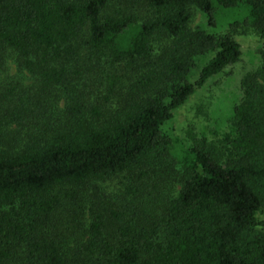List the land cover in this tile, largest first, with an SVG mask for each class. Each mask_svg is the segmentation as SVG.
I'll use <instances>...</instances> for the list:
<instances>
[{"label":"trees","instance_id":"obj_1","mask_svg":"<svg viewBox=\"0 0 264 264\" xmlns=\"http://www.w3.org/2000/svg\"><path fill=\"white\" fill-rule=\"evenodd\" d=\"M224 12L260 66L219 146L180 154L168 125L243 56ZM124 175L142 204L94 192ZM263 210L264 0H0V264H264Z\"/></svg>","mask_w":264,"mask_h":264},{"label":"rangeland","instance_id":"obj_2","mask_svg":"<svg viewBox=\"0 0 264 264\" xmlns=\"http://www.w3.org/2000/svg\"><path fill=\"white\" fill-rule=\"evenodd\" d=\"M138 6L133 7L134 13L142 19H147L149 17L147 8L142 3ZM242 20L243 16L240 13H220L216 27L211 28L218 35L234 34L235 39L241 45L243 56L236 66L228 68L222 75L211 80L190 99L168 125L167 129L177 139V153L181 154L185 148L194 147L204 142L219 146V140L229 132V121L233 108L235 105H239L243 98L242 81L248 73L260 66V50L263 46L261 37L253 29L244 26L231 27L235 22ZM204 24L203 14L194 10L192 27L195 29ZM156 43L164 46L168 44V40L157 38ZM201 64L203 65V63ZM11 74L23 77L14 65H11ZM130 184L129 176L124 175L112 181L97 184V189L95 185L94 192L100 194L102 200L105 198L107 203L110 200L113 203L121 202L122 204L124 202V205L131 201L130 197H137L135 204L138 206L146 200L148 192L140 190L143 184H137L135 189L137 194L130 196L127 194L128 192L132 194ZM147 185L153 187L155 183L149 182ZM169 186L164 191H162L163 189L159 191V198L164 199L170 195H178L181 189L179 182H171ZM258 217L264 224V210Z\"/></svg>","mask_w":264,"mask_h":264}]
</instances>
